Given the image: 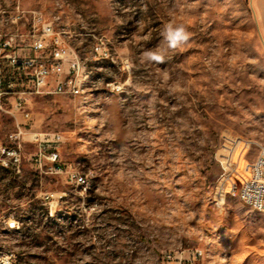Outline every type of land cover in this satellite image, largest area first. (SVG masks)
Instances as JSON below:
<instances>
[{"label":"rangeland","instance_id":"374dc122","mask_svg":"<svg viewBox=\"0 0 264 264\" xmlns=\"http://www.w3.org/2000/svg\"><path fill=\"white\" fill-rule=\"evenodd\" d=\"M17 9L14 29L40 11L82 61L81 93L36 96L31 123L85 181L39 170L27 135L0 173V264H264V212L239 193L264 147V0H0ZM167 23L190 33L176 50Z\"/></svg>","mask_w":264,"mask_h":264},{"label":"built area","instance_id":"2783aa9c","mask_svg":"<svg viewBox=\"0 0 264 264\" xmlns=\"http://www.w3.org/2000/svg\"><path fill=\"white\" fill-rule=\"evenodd\" d=\"M22 17L20 9L10 15L0 10V173L21 171L22 144L29 135L38 145L33 161L39 170L67 174L76 184H82L84 176L73 173L71 164L60 162V145L65 135L33 131L31 123L32 101L36 96L81 93L82 61L64 31L47 20L42 12H34L33 28L28 33L12 26ZM6 116L12 118L14 124L7 135L9 144L1 136ZM243 172L239 188L242 201L255 210H264V147L255 160L245 162ZM176 258L182 264V253ZM200 258L197 248L189 264H197Z\"/></svg>","mask_w":264,"mask_h":264},{"label":"clouds","instance_id":"9594fccd","mask_svg":"<svg viewBox=\"0 0 264 264\" xmlns=\"http://www.w3.org/2000/svg\"><path fill=\"white\" fill-rule=\"evenodd\" d=\"M163 36L168 41L167 47L176 50L188 42L190 33L183 24L167 23L163 28ZM163 53V49H158L146 52L144 55L149 61L163 62L165 57Z\"/></svg>","mask_w":264,"mask_h":264},{"label":"bare ground","instance_id":"6f19581e","mask_svg":"<svg viewBox=\"0 0 264 264\" xmlns=\"http://www.w3.org/2000/svg\"><path fill=\"white\" fill-rule=\"evenodd\" d=\"M74 173V172H73ZM264 212V210H262ZM199 255L202 258V256L204 255V251L202 249H199Z\"/></svg>","mask_w":264,"mask_h":264}]
</instances>
